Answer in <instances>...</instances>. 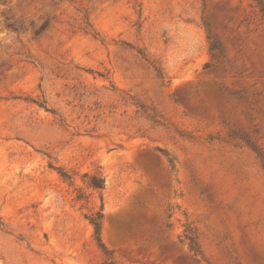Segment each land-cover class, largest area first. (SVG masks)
<instances>
[{"label": "rangeland", "instance_id": "rangeland-1", "mask_svg": "<svg viewBox=\"0 0 264 264\" xmlns=\"http://www.w3.org/2000/svg\"><path fill=\"white\" fill-rule=\"evenodd\" d=\"M0 264H264L254 0H0Z\"/></svg>", "mask_w": 264, "mask_h": 264}, {"label": "trees", "instance_id": "trees-1", "mask_svg": "<svg viewBox=\"0 0 264 264\" xmlns=\"http://www.w3.org/2000/svg\"><path fill=\"white\" fill-rule=\"evenodd\" d=\"M254 2L256 3L257 7L259 8V11L261 13H264V7H263V2L261 0H254ZM95 188H99L96 185H93ZM101 219V214H96V217L91 219V224L94 226L95 229V233L96 235L100 234V222L99 220Z\"/></svg>", "mask_w": 264, "mask_h": 264}]
</instances>
